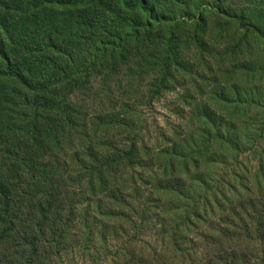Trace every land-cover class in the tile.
<instances>
[{
	"label": "trees",
	"instance_id": "1",
	"mask_svg": "<svg viewBox=\"0 0 264 264\" xmlns=\"http://www.w3.org/2000/svg\"><path fill=\"white\" fill-rule=\"evenodd\" d=\"M109 1L0 0V84L13 90V99L2 101V107L30 112L37 117L36 129L44 106L33 99L59 89L65 75L77 77L67 73L76 68L68 50L37 36L40 28L28 30L25 41L23 22L36 28L48 16L68 17L69 24L91 33L92 46L122 47L150 20L163 27L168 14H192L179 0L172 11L160 0H123L118 11L129 17L123 26L121 18H113L117 7L113 10ZM242 117L239 128L216 129V117L206 116L208 128L199 142L182 143L157 157L136 142L116 146L107 156L91 151L89 161L79 163L77 177L69 179L77 189L69 198L62 196L63 180L47 178L29 185L28 192L17 185L30 197V215L16 209L15 182L0 172V251L14 253L7 264H52L66 246L76 249L75 231L82 250L102 222L107 225L98 237L108 250V237L116 241L124 222L144 232L140 246L123 242L121 257L112 264H264V110ZM0 160V170L22 176L19 180L38 177L1 134Z\"/></svg>",
	"mask_w": 264,
	"mask_h": 264
},
{
	"label": "rangeland",
	"instance_id": "2",
	"mask_svg": "<svg viewBox=\"0 0 264 264\" xmlns=\"http://www.w3.org/2000/svg\"><path fill=\"white\" fill-rule=\"evenodd\" d=\"M120 1L108 4L113 10L117 7L113 18H121L124 26L129 17L119 13ZM176 1L160 0L169 11L176 9ZM179 2L191 8V18L179 12L168 14L163 27L150 20L137 36L124 29V35L134 38L122 47L92 46L91 33L69 24L68 17L48 16L46 24L36 28L23 22L25 41L30 39L28 30L40 28L37 36L53 39L68 50L76 68H67V73L77 77L65 75L59 89L33 99L44 106L38 109L36 129L37 117L30 112L2 107V101L13 99V90L0 84V134L38 175L19 180L22 176L0 170L15 182L11 190L18 196L16 209L30 215L33 206L17 185L28 192L33 188L29 185L53 178L64 181V198L77 193L69 179L77 177L79 163H87L91 151L107 156L116 146L136 142L138 149L144 143L156 156L182 143L199 142L208 128L206 116L216 117V129L239 128L242 116L264 110V0ZM106 225L92 226L96 235L82 250V237L75 231L76 249L66 246L51 263L112 264L121 257L123 242L134 240L140 246L144 239L139 225L124 222L116 226L120 228L116 241L108 237L112 246L108 250L98 237ZM10 254L0 251V264L12 262L14 253Z\"/></svg>",
	"mask_w": 264,
	"mask_h": 264
}]
</instances>
